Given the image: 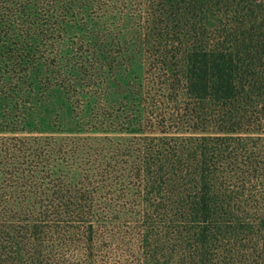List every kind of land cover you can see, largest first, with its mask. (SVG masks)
<instances>
[{
    "label": "trees",
    "instance_id": "1",
    "mask_svg": "<svg viewBox=\"0 0 264 264\" xmlns=\"http://www.w3.org/2000/svg\"><path fill=\"white\" fill-rule=\"evenodd\" d=\"M256 134L264 0H0V264H261Z\"/></svg>",
    "mask_w": 264,
    "mask_h": 264
},
{
    "label": "rangeland",
    "instance_id": "2",
    "mask_svg": "<svg viewBox=\"0 0 264 264\" xmlns=\"http://www.w3.org/2000/svg\"><path fill=\"white\" fill-rule=\"evenodd\" d=\"M232 19V16L229 20ZM228 22V21H227ZM231 24V23H229ZM219 25V17L215 15H210L209 18V27L214 30ZM243 140L246 141L247 146H245L248 153H254L256 161L259 162V167L264 171V134H256L253 137H243ZM263 177H256L247 182L245 187L239 186L240 189H237V192L240 194L241 199L239 205L245 207L247 212L255 218L252 219L246 226L254 227L255 229V238L257 239V251L259 254L264 256V172L261 173ZM241 184V183H238ZM261 264H264V257L260 261Z\"/></svg>",
    "mask_w": 264,
    "mask_h": 264
}]
</instances>
